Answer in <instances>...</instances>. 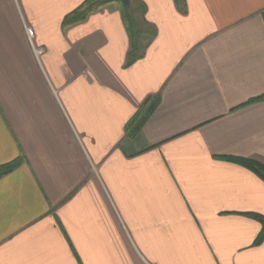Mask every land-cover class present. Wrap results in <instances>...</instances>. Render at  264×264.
Returning <instances> with one entry per match:
<instances>
[{"label": "crops", "instance_id": "1", "mask_svg": "<svg viewBox=\"0 0 264 264\" xmlns=\"http://www.w3.org/2000/svg\"><path fill=\"white\" fill-rule=\"evenodd\" d=\"M86 1L0 0V264H264V181L221 159L264 165V0H136L128 67L119 3L64 25Z\"/></svg>", "mask_w": 264, "mask_h": 264}, {"label": "trees", "instance_id": "2", "mask_svg": "<svg viewBox=\"0 0 264 264\" xmlns=\"http://www.w3.org/2000/svg\"><path fill=\"white\" fill-rule=\"evenodd\" d=\"M113 2L119 3L122 7L124 24L130 38V50L126 62V66L128 67L144 56L147 47L152 43L156 36L155 29L144 21L146 9L141 2H137L133 6L131 1L130 7L127 8L122 4L121 0H87L80 8L65 18L64 25L70 26L82 22L89 16V14ZM263 98L264 97L250 100L245 105L260 101ZM159 102L160 98L155 97L149 98L143 104V106L126 125V132L128 136L133 137L140 132L145 122L158 106ZM221 159L249 169L264 181L263 164L255 160L245 158L225 157ZM20 165L21 160L19 159L11 164L0 166V178L12 173ZM245 216L257 221L260 224L261 231L254 242V246H261L264 243V216L256 213L245 214Z\"/></svg>", "mask_w": 264, "mask_h": 264}, {"label": "water", "instance_id": "3", "mask_svg": "<svg viewBox=\"0 0 264 264\" xmlns=\"http://www.w3.org/2000/svg\"><path fill=\"white\" fill-rule=\"evenodd\" d=\"M121 2H122V4L125 6V7H127V8H129L130 7V0H121Z\"/></svg>", "mask_w": 264, "mask_h": 264}, {"label": "built area", "instance_id": "4", "mask_svg": "<svg viewBox=\"0 0 264 264\" xmlns=\"http://www.w3.org/2000/svg\"><path fill=\"white\" fill-rule=\"evenodd\" d=\"M27 33H28V36H29L30 38H32V36H33V31H32L31 29H27ZM37 54H40V51H37Z\"/></svg>", "mask_w": 264, "mask_h": 264}, {"label": "rangeland", "instance_id": "5", "mask_svg": "<svg viewBox=\"0 0 264 264\" xmlns=\"http://www.w3.org/2000/svg\"><path fill=\"white\" fill-rule=\"evenodd\" d=\"M132 3H133V6H134V5H135L134 3H137V2H136V0H133V2H132Z\"/></svg>", "mask_w": 264, "mask_h": 264}]
</instances>
